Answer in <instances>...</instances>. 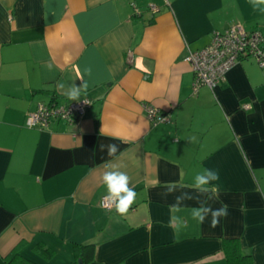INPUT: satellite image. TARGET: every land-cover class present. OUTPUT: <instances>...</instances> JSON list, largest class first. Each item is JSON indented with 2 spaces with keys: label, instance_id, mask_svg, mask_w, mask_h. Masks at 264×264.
<instances>
[{
  "label": "crops",
  "instance_id": "0c3cea01",
  "mask_svg": "<svg viewBox=\"0 0 264 264\" xmlns=\"http://www.w3.org/2000/svg\"><path fill=\"white\" fill-rule=\"evenodd\" d=\"M234 24L264 39L251 0H0V264L21 242L37 264L72 263L75 244L95 246L90 264H226L225 239L264 264V70L242 60L194 94L186 60ZM73 86L92 103L76 126L25 127ZM146 105L169 120L153 125ZM114 166L136 192L124 217L99 206ZM205 168L220 175L210 204L228 215L199 224L187 201L177 231L169 205L191 190L165 197L162 185Z\"/></svg>",
  "mask_w": 264,
  "mask_h": 264
},
{
  "label": "built area",
  "instance_id": "2783aa9c",
  "mask_svg": "<svg viewBox=\"0 0 264 264\" xmlns=\"http://www.w3.org/2000/svg\"><path fill=\"white\" fill-rule=\"evenodd\" d=\"M155 7H152V11ZM253 58L264 70V39L259 30H247L240 24H234L227 29L214 32L210 43L202 50L190 53L186 60L192 65L193 93L200 88L213 90L223 81L232 67L242 60ZM92 103L87 98L70 99L56 98L49 103H40L27 113L25 127L29 129L48 130L53 122H66L76 126L90 109ZM248 109L249 105H242ZM146 116L153 125L167 122L169 117L156 108L146 105ZM102 196L99 206L105 211H113Z\"/></svg>",
  "mask_w": 264,
  "mask_h": 264
},
{
  "label": "clouds",
  "instance_id": "9594fccd",
  "mask_svg": "<svg viewBox=\"0 0 264 264\" xmlns=\"http://www.w3.org/2000/svg\"><path fill=\"white\" fill-rule=\"evenodd\" d=\"M251 3L254 10L264 12V0H251ZM60 86L63 87L62 84ZM68 94L70 99H77L79 96V88L73 86ZM104 147H107L109 156H114L118 152V147L115 144L101 146L102 149ZM101 180L106 188L104 200L108 206L110 208L114 207L118 216H126L136 200V192L129 186L130 177L126 172L120 171L118 167L114 166L103 173ZM219 180L220 175L217 170L205 168L194 176L190 185L180 186L176 182H165L162 185L165 188L162 195L165 197L173 194L181 187H188L191 190L180 191V194L175 196L174 202L169 205L170 226H173L175 230L179 231L184 226V221L177 214L187 208V201H195L196 206L188 209L192 219L199 224H203L210 217V226L216 227L221 219L228 215L227 205L221 204L219 208H213L210 204L211 200L219 198ZM192 192H195L196 195L193 196L191 194ZM211 193H215V197Z\"/></svg>",
  "mask_w": 264,
  "mask_h": 264
},
{
  "label": "trees",
  "instance_id": "16d2710c",
  "mask_svg": "<svg viewBox=\"0 0 264 264\" xmlns=\"http://www.w3.org/2000/svg\"><path fill=\"white\" fill-rule=\"evenodd\" d=\"M52 99H56V97L52 96ZM25 245L23 242L19 243L6 257L5 264H37L21 254ZM222 247L226 264H251V256L241 251L237 239L223 240ZM35 250L45 258H49L53 253L51 249H45L41 245H37ZM73 253L76 259L70 264H90L94 260L95 246L75 244L73 245Z\"/></svg>",
  "mask_w": 264,
  "mask_h": 264
}]
</instances>
